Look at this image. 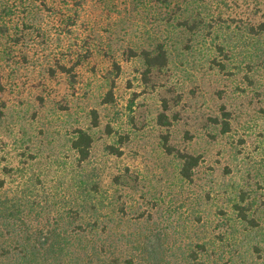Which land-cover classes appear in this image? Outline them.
<instances>
[{
  "label": "rangeland",
  "instance_id": "obj_1",
  "mask_svg": "<svg viewBox=\"0 0 264 264\" xmlns=\"http://www.w3.org/2000/svg\"><path fill=\"white\" fill-rule=\"evenodd\" d=\"M261 21L264 0H0V198L36 201L42 220L81 213L86 173L102 195L100 241L117 252L147 228L171 261L205 243V264H264V33L249 30ZM157 44L168 62L145 83L132 52ZM77 128L93 139L82 166ZM164 136L200 156L190 181ZM239 193L253 230L235 219Z\"/></svg>",
  "mask_w": 264,
  "mask_h": 264
},
{
  "label": "trees",
  "instance_id": "obj_2",
  "mask_svg": "<svg viewBox=\"0 0 264 264\" xmlns=\"http://www.w3.org/2000/svg\"><path fill=\"white\" fill-rule=\"evenodd\" d=\"M187 22V20H185ZM197 26V25H196ZM1 30V29H0ZM255 35L264 33V21L249 28ZM143 65L141 76L146 83L153 71H159L166 67L168 54L162 44H157L153 49H142L138 54ZM115 70H118V66ZM63 71L70 69L60 66ZM113 84V81H112ZM112 86V85H111ZM112 90L106 94L107 102H110ZM163 108L166 105L163 104ZM223 118L219 121L221 131L229 130L228 113H222ZM93 120L96 119V112L92 111ZM158 122L161 125L169 124L164 113L158 115ZM95 124V122H94ZM92 136L86 130L77 128L71 139V148L76 153L77 165L82 166L88 160ZM163 149L167 154H175L180 160L179 175L186 181L192 178V171L199 161V155H192L188 152H180L168 143V138L163 137ZM111 153L120 155L121 150L116 147H107ZM77 179V178H76ZM4 180L0 179V189L4 186ZM118 179L115 178V183ZM80 208L82 212L68 209L64 215L60 213L57 218L42 220L41 213L45 212L44 206L28 200H15L13 202L0 198V227L5 231L16 233L19 236L15 243L10 246L5 241L4 233L0 230V264H182L178 261L167 259V247L164 246L162 236L159 232L144 228L137 234L136 245L133 248L117 252L111 245H106L100 241L98 224L100 223L99 210L103 207L101 192L96 183L90 184L89 176L86 173L80 174L77 179ZM243 193H239V201L233 203L235 219L239 223H244L245 228L253 230L258 226L257 220L249 215L248 209L240 204L243 201ZM47 201V200H46ZM109 202L106 199V204ZM39 209V210H37ZM27 212L28 215H25ZM48 212V211H46ZM35 214L34 218L27 216ZM76 214L83 223L79 222L72 226ZM88 214L89 217H84ZM40 218H37L39 217ZM72 218V219H70ZM205 243H198L195 249H190L187 253L188 264H205L201 259V254L207 252ZM185 263V264H187Z\"/></svg>",
  "mask_w": 264,
  "mask_h": 264
}]
</instances>
